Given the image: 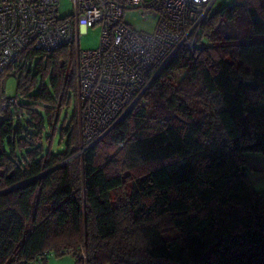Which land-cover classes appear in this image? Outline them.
<instances>
[{"label": "trees", "instance_id": "obj_1", "mask_svg": "<svg viewBox=\"0 0 264 264\" xmlns=\"http://www.w3.org/2000/svg\"><path fill=\"white\" fill-rule=\"evenodd\" d=\"M74 53L30 49L0 73L20 98L0 120V264L47 251L74 264H264V190L245 157H264V0L210 13L195 52L152 81L150 106L82 152Z\"/></svg>", "mask_w": 264, "mask_h": 264}, {"label": "built area", "instance_id": "obj_2", "mask_svg": "<svg viewBox=\"0 0 264 264\" xmlns=\"http://www.w3.org/2000/svg\"><path fill=\"white\" fill-rule=\"evenodd\" d=\"M214 2L72 0L73 13L60 17L59 0H0V73L30 49L48 53L73 46L82 152L132 108L150 106L147 93L152 81L179 50L195 52ZM128 9L155 19L154 31L132 29L122 18ZM97 24L99 45L81 50L80 33ZM19 100L17 96L0 97V120L3 111ZM45 256L52 253L47 251L26 264L41 262Z\"/></svg>", "mask_w": 264, "mask_h": 264}, {"label": "rangeland", "instance_id": "obj_3", "mask_svg": "<svg viewBox=\"0 0 264 264\" xmlns=\"http://www.w3.org/2000/svg\"><path fill=\"white\" fill-rule=\"evenodd\" d=\"M242 2V0H215L210 13H213L217 9L222 6ZM74 11V6L72 0H59V11L58 14L60 17H65L72 14ZM123 21L129 24L132 29L136 31H146V32H153L156 26V20L152 19L151 17H143L138 9H128L125 10L123 13ZM100 25H95L89 27L82 31L78 38L79 48L81 50H89L95 49L99 45L100 41ZM75 59V56H74ZM6 71V70H5ZM183 72L176 71L172 75V80L174 83H177L178 80L181 78ZM39 81V78H38ZM17 80L16 77L12 74H7L6 72L0 75V90H2L1 96L5 97H15L17 96L16 90ZM0 96V97H1ZM23 101H25L23 99ZM78 106V119H79V104L77 100ZM70 113L71 107L68 108ZM59 141V134L56 133L52 140L51 148L53 152H57L63 149V145L58 143ZM63 144V143H62ZM251 155H246L245 157L250 158ZM35 264H74V257L70 254H64L61 256H50L44 262H37Z\"/></svg>", "mask_w": 264, "mask_h": 264}, {"label": "crops", "instance_id": "obj_4", "mask_svg": "<svg viewBox=\"0 0 264 264\" xmlns=\"http://www.w3.org/2000/svg\"><path fill=\"white\" fill-rule=\"evenodd\" d=\"M246 158L249 177L257 190H264V157L255 154Z\"/></svg>", "mask_w": 264, "mask_h": 264}]
</instances>
